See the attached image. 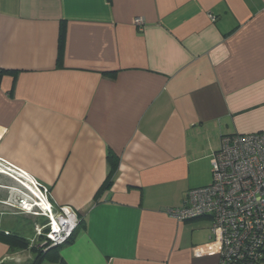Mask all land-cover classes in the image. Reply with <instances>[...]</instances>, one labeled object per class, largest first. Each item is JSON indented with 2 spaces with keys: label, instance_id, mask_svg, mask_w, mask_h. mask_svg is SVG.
<instances>
[{
  "label": "crops",
  "instance_id": "1",
  "mask_svg": "<svg viewBox=\"0 0 264 264\" xmlns=\"http://www.w3.org/2000/svg\"><path fill=\"white\" fill-rule=\"evenodd\" d=\"M259 132L264 0H0V162L81 220L40 264H220L209 218L167 210L223 136ZM18 186L0 172V217Z\"/></svg>",
  "mask_w": 264,
  "mask_h": 264
},
{
  "label": "built area",
  "instance_id": "2",
  "mask_svg": "<svg viewBox=\"0 0 264 264\" xmlns=\"http://www.w3.org/2000/svg\"><path fill=\"white\" fill-rule=\"evenodd\" d=\"M133 23L140 29L145 25L142 18ZM211 164L212 183L188 191L183 206L171 208L167 214L179 222L209 218L211 234L221 240L220 264H263L264 132L223 136ZM0 167V172L32 191L25 183L26 174L4 162H0ZM31 184L42 198L32 191L37 197L33 200L25 191L19 203L29 213L41 210L48 220V249L59 248L72 238L80 218L70 207L56 208L52 204L47 211L42 209L41 205L49 200V190L36 182Z\"/></svg>",
  "mask_w": 264,
  "mask_h": 264
},
{
  "label": "rangeland",
  "instance_id": "3",
  "mask_svg": "<svg viewBox=\"0 0 264 264\" xmlns=\"http://www.w3.org/2000/svg\"><path fill=\"white\" fill-rule=\"evenodd\" d=\"M17 191L18 192H16V194L18 195H16L14 197V200L10 203L13 207V211L11 213L14 216L4 218L0 217V219L3 221V223H6V226L11 228V231H13V233L19 234L23 238L28 240L30 244L28 248L17 252L19 253V257H21L22 262L25 261L26 264H36V261L38 260H36L38 253L40 251L46 252V250L50 247V244L47 240L48 233L46 229L48 220L43 216V213H40L41 211H39L38 209H33L31 213H29V211L27 210H23L19 203V200L20 198H22L21 193L25 192L26 190L21 186V188H17ZM48 197L51 202L50 195ZM15 248L19 250L21 246L19 244H16Z\"/></svg>",
  "mask_w": 264,
  "mask_h": 264
},
{
  "label": "trees",
  "instance_id": "4",
  "mask_svg": "<svg viewBox=\"0 0 264 264\" xmlns=\"http://www.w3.org/2000/svg\"><path fill=\"white\" fill-rule=\"evenodd\" d=\"M108 161L111 166V175L116 172L119 164V160L117 156L113 153H109L108 155ZM110 175V177H111ZM0 241L4 242L6 245L10 247L11 252L17 253L18 251H21L23 249H27L30 245L28 240L23 238L19 234L15 233H5L0 231ZM16 244H19L21 248L17 250L15 248ZM58 248H52L50 250L40 251L36 257V264H40V261L48 258L50 260H55L57 257L53 254V251L57 250ZM3 264H9V263H3Z\"/></svg>",
  "mask_w": 264,
  "mask_h": 264
},
{
  "label": "bare ground",
  "instance_id": "5",
  "mask_svg": "<svg viewBox=\"0 0 264 264\" xmlns=\"http://www.w3.org/2000/svg\"><path fill=\"white\" fill-rule=\"evenodd\" d=\"M31 189H32V188H31ZM32 191H33L36 195H38L40 198H42L41 194H39V192H37L35 189H34V190L32 189ZM32 191H27V190H26V192L29 194L30 198L33 199V200H36L37 197H36L35 194H33ZM31 194H32V195H31ZM37 201L39 202V200H37ZM41 208H42V209H45V210L47 211L48 204L44 203L43 205H41Z\"/></svg>",
  "mask_w": 264,
  "mask_h": 264
},
{
  "label": "clouds",
  "instance_id": "6",
  "mask_svg": "<svg viewBox=\"0 0 264 264\" xmlns=\"http://www.w3.org/2000/svg\"><path fill=\"white\" fill-rule=\"evenodd\" d=\"M2 168L0 167V170H1ZM34 190V189H33ZM46 204H48V208H50L51 207V203L49 202V200H47L46 202H45ZM39 211H41L40 209H38Z\"/></svg>",
  "mask_w": 264,
  "mask_h": 264
}]
</instances>
